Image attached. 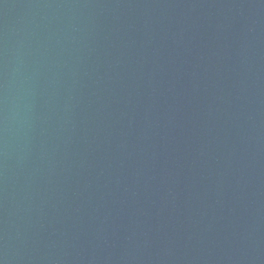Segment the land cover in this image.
I'll return each instance as SVG.
<instances>
[{
	"label": "water",
	"instance_id": "95a60500",
	"mask_svg": "<svg viewBox=\"0 0 264 264\" xmlns=\"http://www.w3.org/2000/svg\"><path fill=\"white\" fill-rule=\"evenodd\" d=\"M0 264H264V0H0Z\"/></svg>",
	"mask_w": 264,
	"mask_h": 264
}]
</instances>
